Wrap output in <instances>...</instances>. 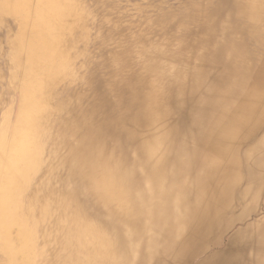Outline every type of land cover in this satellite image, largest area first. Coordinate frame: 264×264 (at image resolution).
<instances>
[{"label": "bare ground", "instance_id": "1", "mask_svg": "<svg viewBox=\"0 0 264 264\" xmlns=\"http://www.w3.org/2000/svg\"><path fill=\"white\" fill-rule=\"evenodd\" d=\"M0 58V264H264V0H0Z\"/></svg>", "mask_w": 264, "mask_h": 264}, {"label": "rangeland", "instance_id": "2", "mask_svg": "<svg viewBox=\"0 0 264 264\" xmlns=\"http://www.w3.org/2000/svg\"><path fill=\"white\" fill-rule=\"evenodd\" d=\"M4 45V43H2ZM5 48V47H4ZM7 47L5 48V50ZM8 64L2 58H0V69L2 71V76L0 77V115L2 111L9 107L14 98V94L5 93V88L8 86ZM17 96H15L16 98Z\"/></svg>", "mask_w": 264, "mask_h": 264}]
</instances>
